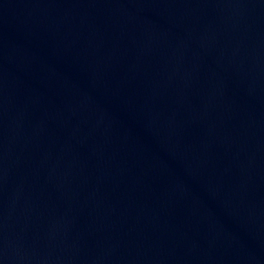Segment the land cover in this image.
Returning a JSON list of instances; mask_svg holds the SVG:
<instances>
[{
    "label": "water",
    "instance_id": "obj_1",
    "mask_svg": "<svg viewBox=\"0 0 264 264\" xmlns=\"http://www.w3.org/2000/svg\"><path fill=\"white\" fill-rule=\"evenodd\" d=\"M0 264H264V0H0Z\"/></svg>",
    "mask_w": 264,
    "mask_h": 264
}]
</instances>
